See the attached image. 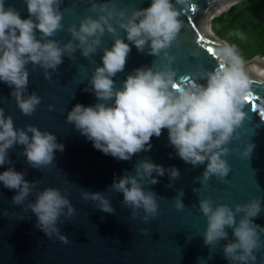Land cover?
Returning <instances> with one entry per match:
<instances>
[{"label":"clouds","instance_id":"clouds-1","mask_svg":"<svg viewBox=\"0 0 264 264\" xmlns=\"http://www.w3.org/2000/svg\"><path fill=\"white\" fill-rule=\"evenodd\" d=\"M184 3L149 0L146 6L125 9L118 7L116 0H87V11L92 14L65 26L61 23L63 0H23L27 13L23 17L10 0H0V82L9 86V96L20 112L31 115L41 97L27 88L29 62L39 66L48 80L64 57L75 60L77 50L88 57L100 48V63L90 69L83 89L92 93L95 101L73 104L65 121L95 149L118 160H131L134 154L147 152L152 147L150 138L159 137L162 128L166 129L167 142L180 159L193 167L204 166L197 178L202 187L210 176L223 182L229 172L227 145L246 115L250 80L236 44L221 41L214 51L218 60L215 67L197 64L190 73L191 80L177 83L183 77L172 66L175 57L169 48L181 28L176 5ZM117 27L123 30V36ZM62 28L68 33L66 40L51 38ZM105 31L111 34V43L102 47ZM132 46L154 59L126 72L117 86L113 77L124 71ZM47 107L51 109L52 105ZM14 145L22 146L29 167L41 170L54 163L56 152H62L64 144L53 132L34 124L14 126L11 115L0 107V166L7 164L0 170V185L15 190L11 203L31 211L36 229L66 243L67 237L57 224L61 216L70 219L74 214L68 189L47 185L36 188V180L25 179L26 170L14 167L8 151ZM253 148L254 143L247 140L241 154L249 156ZM165 174L167 187H173L179 176L174 165L138 157L131 171L114 176L109 188L122 194L121 202L132 217L139 215L146 222L157 215V194L145 185L156 184L157 177ZM174 191L173 205L181 210L185 207L183 190ZM192 191L198 194L195 187ZM29 195L33 199L29 200ZM79 195L103 212L115 211L101 191L80 187ZM193 206H198L205 218L202 243L209 248L219 245L227 264H264V226L254 220L264 210L261 196L230 206L198 194ZM3 215H8L7 209ZM202 261L199 258V264Z\"/></svg>","mask_w":264,"mask_h":264},{"label":"water","instance_id":"water-1","mask_svg":"<svg viewBox=\"0 0 264 264\" xmlns=\"http://www.w3.org/2000/svg\"><path fill=\"white\" fill-rule=\"evenodd\" d=\"M19 9L21 16L27 15L23 0H10ZM149 0H116L118 7L129 8L146 6ZM241 0H185L177 4L178 19L181 28L177 39L173 41L169 52L175 57L173 67L178 84L192 79L190 73L197 64L212 68L217 61L210 59L207 47H215L224 41L212 31L213 19L229 11ZM195 4V6H194ZM227 7V8H226ZM87 0H63L61 14L63 25L78 23L79 18L88 13ZM115 27V25H114ZM123 36V30L117 27ZM200 36L204 39L199 44ZM66 40L68 33L57 30L51 37ZM111 43V34L105 31L101 36V46ZM190 53H195L191 55ZM75 60L64 57L51 78L46 80L39 66L29 62V91H35L41 101L31 115H24L9 96L10 88L0 82V107L10 114L14 126L23 128L25 124H34L39 129L53 132L58 142L64 144L62 152H56L54 163L46 169L29 167L22 154V146L10 148L9 156L17 170H26L25 179L36 180V188L57 186L68 189V199L73 205L74 214L68 219L61 216L57 224L59 231L67 237V242L57 238H48L34 227L35 216L30 210L11 203L15 190L0 185V264H227L219 245L208 247L202 243L205 218L198 206H193L200 196L207 195L217 203H243L251 197L261 196L264 203V117L259 116L264 107V58L257 56L244 61V68L250 80L252 99L244 105L245 117L234 129V138L228 142L230 149L225 154L229 172L222 182L210 176L206 186L197 179L203 165L193 167L184 162L167 142V130H161L159 137L152 136L151 149L134 154L131 160H118L95 149L72 124L65 121V114L73 104H91L95 101L92 93L83 91L89 71L100 63V48L88 57L74 53ZM153 56L138 53L134 46L125 62L124 71L113 79L117 86L124 74L141 64H150ZM186 77V78H185ZM51 104L49 109L47 105ZM247 140L254 143L249 156L241 154ZM138 157H148L162 165H174L179 176L173 181V187H167L168 176L157 177L156 184L145 185L157 194V215L148 221L132 217L121 200L122 194L109 188L114 176L119 177L125 170L131 171ZM7 164L0 166V170ZM155 175V173H153ZM83 187L91 191H101L110 200L114 212L107 213L95 207L91 200L79 195ZM198 190V194L192 191ZM174 189L183 190L185 207L177 210L173 205ZM28 199H33L29 195ZM27 201H25L26 203ZM7 209L8 215H3ZM142 214V212L140 213ZM23 216V218H20ZM20 218V219H19ZM255 222L264 226V210L255 218ZM229 233L231 230H228ZM223 243V241L221 242ZM259 259V252H257Z\"/></svg>","mask_w":264,"mask_h":264},{"label":"trees","instance_id":"trees-1","mask_svg":"<svg viewBox=\"0 0 264 264\" xmlns=\"http://www.w3.org/2000/svg\"><path fill=\"white\" fill-rule=\"evenodd\" d=\"M211 28L222 40L236 44L242 60L264 58V0H241L213 19Z\"/></svg>","mask_w":264,"mask_h":264},{"label":"snow or ice","instance_id":"snow-or-ice-1","mask_svg":"<svg viewBox=\"0 0 264 264\" xmlns=\"http://www.w3.org/2000/svg\"><path fill=\"white\" fill-rule=\"evenodd\" d=\"M197 2H198V0H197ZM194 6H195V4H194ZM203 39H204V37L200 36L199 39L196 41V43L199 44L200 42L203 41ZM206 52L208 54H210V57H209L210 59H213L214 61L218 62L217 57H216L215 52L213 51L212 47H207ZM251 99H252V95H251V92H249V94L245 98V103H248L249 106H250L249 102L251 101ZM259 116L264 117V107L261 108Z\"/></svg>","mask_w":264,"mask_h":264},{"label":"bare ground","instance_id":"bare-ground-1","mask_svg":"<svg viewBox=\"0 0 264 264\" xmlns=\"http://www.w3.org/2000/svg\"><path fill=\"white\" fill-rule=\"evenodd\" d=\"M226 8H227V7H226ZM263 73H264V70H262V72H261V74H262V77L264 78V74H263Z\"/></svg>","mask_w":264,"mask_h":264}]
</instances>
